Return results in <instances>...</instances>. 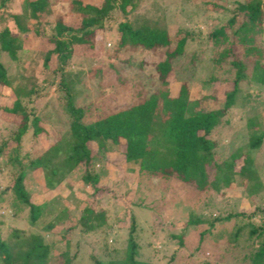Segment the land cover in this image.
<instances>
[{
    "label": "trees",
    "instance_id": "1",
    "mask_svg": "<svg viewBox=\"0 0 264 264\" xmlns=\"http://www.w3.org/2000/svg\"><path fill=\"white\" fill-rule=\"evenodd\" d=\"M139 1L99 0L97 5L90 2L83 5V0H68V13L72 11L81 18L79 26L73 28L63 22L65 14L57 10L50 0H17L21 14L11 8L15 0H0V55L5 53L11 61L23 64L25 57H21L19 52L25 50L24 43L29 42L30 32L51 47L42 59L39 85L37 77L31 73L22 74L21 82L13 84V79L0 63V87H10L14 96L11 105L1 110L4 118L16 125L11 137L0 138V184L2 178L6 182V186L0 189V211L4 212L7 206L13 209L10 208L12 215L7 219L26 212L23 227L14 228L5 238L1 233L4 220L0 217V264H72L76 254L65 248L63 241H71V234L77 228L84 237L92 235L97 248L111 257L99 260L91 255L93 261L90 264H150V260L137 257L141 247L137 241L139 228H136L134 214L130 210L136 202L131 200L128 208L130 215L124 232V248L108 249L105 232L110 227L101 222L105 210L86 207L83 215L76 219L66 203L58 202V196L51 199L54 201L52 204L27 185V179L36 170L48 176V184L53 186L54 181L58 184L67 181L69 173L83 166L82 182L91 188V196L96 201L102 192L97 186L99 174L93 171L94 160L99 152L118 156L120 140L125 149L121 154L122 162L129 172H137L147 179L169 180L174 177L191 185L197 192H204L206 188L215 192L221 187L226 189L230 184L247 187L246 195L241 196L264 215V204L252 202L253 193L260 185L257 171L252 168L250 158H242L248 150L261 144L264 128L250 129L244 151L236 148L220 161H216L215 151L221 140L214 136L215 128L231 123L223 117L234 107L242 108L249 104L252 111H263L264 100L258 103L257 99L260 98V90L264 89V0H234L230 1L232 7L202 3L205 7L209 4L211 8L221 10L219 20H213L218 23L208 28L203 39L194 26L198 21H193L189 27L175 29L170 37L168 28L162 24L150 25L144 15L131 16ZM156 1L149 0L151 8H156ZM163 6V11L168 8L167 4ZM117 16L122 20L116 22L114 47L109 49L102 33L108 20H116ZM29 23L33 29L28 28ZM96 32L100 34L98 39ZM95 42L100 44L97 45L100 52L94 60L108 50L114 54L121 50L127 54L136 49L148 51L155 58L149 64L159 84L158 89L149 94L140 87L132 93L129 104L113 108L118 99H102L106 90L114 96L115 89L101 84V99L79 105L77 100L86 92L82 87L83 78L67 77L64 69L78 56L75 53L78 47L94 51L97 48ZM202 45L205 48L200 47ZM207 49H210V68L202 86L221 83L227 92L221 101L201 106L197 97L191 98L193 86L188 82L193 74L191 66ZM55 55L56 66L50 69L48 61ZM182 56H187L188 60L185 61L187 66L180 69L189 72V76L185 74L178 79L175 66ZM85 59L81 60L82 63L90 66L92 59ZM121 62L137 68L145 64L143 60L133 63L130 57ZM107 67L112 69L110 63ZM91 70L90 75L99 77V67ZM116 72L113 71L114 74ZM117 77L115 83L119 88L123 81ZM171 78L173 83H178L177 87L170 84ZM252 85L258 87L256 94L250 90ZM52 87L54 91L51 93ZM195 94H202V90H195ZM43 133H54V140L34 154L23 150L26 142H32ZM160 135L163 136L161 149L157 140ZM90 143L96 151L92 155ZM238 160H244L246 165L237 170ZM221 214L209 218L200 214L189 218L177 234H164L163 237L183 246L187 242L184 237L187 228L196 230L197 242L191 254L199 253L204 245L212 242L220 255L211 262L198 259L196 264H219L220 261L225 264L223 257L245 249L253 251L244 254L242 260L248 264H264V221L252 227L248 222L249 216L243 212ZM216 223L227 227L226 232L215 231ZM172 224L173 221L167 222L165 226L168 229ZM42 226L47 233L40 230ZM57 226L60 229L53 233ZM47 234L58 237L47 241ZM173 261L171 254L164 264H175Z\"/></svg>",
    "mask_w": 264,
    "mask_h": 264
},
{
    "label": "rangeland",
    "instance_id": "2",
    "mask_svg": "<svg viewBox=\"0 0 264 264\" xmlns=\"http://www.w3.org/2000/svg\"><path fill=\"white\" fill-rule=\"evenodd\" d=\"M50 1L55 3L57 10L65 14V17L62 19L65 24L73 28L79 26V21L81 20L80 16L74 15L72 11V14L68 13V0ZM230 1L234 0H157L156 8H151L149 0H140L137 5L138 7H136L131 16L143 17L144 15L147 18L148 24H162L164 27L168 28L170 37H172V32L175 29L189 27L193 25V21H198L199 23H194V26L196 27V32L200 36V39H203L207 34L208 28L218 23L217 21L219 20L221 10L213 9L209 4L205 7L202 3L213 2L218 5L226 4L232 7ZM243 1L245 2L246 0ZM83 2V5L89 4V2L97 5L99 0H83ZM165 4L168 5V8H165L166 10L163 11V5ZM11 8L17 13H22L17 0H15ZM215 18H217V21H213ZM120 20H122L121 16H117L116 20L113 21L108 20V25H106L102 33L105 46L109 49L114 47L115 40L113 36L115 25L116 22ZM28 28L33 29L32 23L28 24ZM48 31L47 29L46 32L50 35V31ZM99 35V32H96V39H98L97 37ZM28 36L30 37L28 38L29 42L24 43L25 50L19 52L21 57H25L23 64L20 63L18 65L15 61H11L5 53H1L0 55V63L6 69L8 76L13 79V84L21 82L20 77L22 74L27 75L30 73L33 77H37V83L38 85L40 84L38 78L40 68H42L41 66L43 64L42 59L46 57L45 54L51 47H49V43L42 40L41 37L37 38L32 32H30ZM28 39L26 40L28 41ZM95 43L97 50L95 49L94 51H88L83 47H78L75 52L78 56L72 60V65L64 69V74L67 77L80 76V78H83L82 87H84V91L86 92L77 100L79 105L86 104L89 100L91 102V100L95 101L96 99H101V97L104 96L102 99L104 101H107L108 97L118 99V103L112 105L113 108H117L129 104L130 102H127L132 98V93L137 91L140 87L149 94L158 89L159 84L155 81L151 70V64H149L152 61L151 59L155 60V58L151 56L148 51L141 52L136 49L127 54L125 51L121 50L119 53L114 54L108 50L94 60L95 56L100 52L98 50L100 46H97L100 44L98 42ZM200 47L205 48V45ZM209 50L210 49L205 50L200 59L191 66L193 74L191 75V79H189L190 82H188L191 84V87L193 86L191 92L194 94L191 95V98L196 99L195 97H197L199 105L201 106H208L211 103L221 101L224 94L227 92L221 83L204 85L205 87L202 86V82L206 81L208 77L210 68ZM29 55L31 56L29 57ZM85 57L87 58L85 59ZM129 57L130 61L133 63L143 60L145 64L137 68L132 64L128 66L124 62H121ZM84 59H92L91 65L87 66L82 63L81 60ZM31 60L34 61L35 64L32 63ZM186 60H188L187 56H182L181 59L177 60L175 70L178 72V79L183 78L182 76L185 74L189 76V72L186 73L182 71L183 69H180L187 66ZM56 63L57 56L55 55L49 59L48 66L50 69H54ZM108 63L112 65V69L107 67ZM29 66H31L30 69ZM96 67H99L101 70L99 77L90 75L92 71L91 68ZM114 70L117 71L115 74L113 73ZM116 77L123 81L121 83L123 85H121V87L119 86V88L115 83ZM169 82L170 84H174V87L178 86L177 82L173 83L172 78L169 79ZM101 84H108L109 87L112 86L115 89V95L113 96L110 91L106 90L104 92L105 94L100 96L99 92L102 89ZM130 85L132 86L130 87ZM198 89L202 90V94H195V90ZM250 90L253 91V94L259 91L256 85H252ZM53 91L54 87H52L51 93ZM87 95H89L88 98L86 97ZM123 96L125 98H122ZM13 97V92L10 87H0V138H3V140L11 137L16 127L15 124H10L9 119L6 120V118H4L5 115L3 116V111L1 110L2 107H9L11 105ZM259 97L257 102L261 103L264 100V89L260 90ZM249 106L250 105L247 104V106H243L242 108H236L237 106L234 107L223 117V119H228V122L231 123L227 126L223 123V125L215 128L214 136L221 140V144L218 145L215 151L216 161H220L223 158L225 159L236 148L244 151V144L246 139H248V131H250V129L260 130L264 128V102L262 105V112L252 111ZM41 124L43 125V123ZM41 124H39V126L43 129ZM58 125L62 126L63 124L58 123ZM64 130L63 128L62 131ZM30 134L32 135V132ZM54 136V133L51 135L43 133L35 137L32 142L31 140L26 142L23 150H29L32 154L39 152L44 144L51 143L54 140ZM159 138L160 139L157 140L160 142L159 148L161 149L163 136L160 135ZM63 139H65V137ZM89 149L91 155L96 152L93 143H90ZM124 151L123 141L120 140L118 156L109 155L107 152H99L98 156H96L97 158L94 160L93 171L99 174L97 186L100 192H102L101 198L96 201L91 196V188L85 186L82 182L81 176L84 175L83 166L78 167L71 174L69 173L67 181L65 180L59 184L57 181H54L53 186H49L48 176H45L40 170H36L32 172L31 177L27 179V185L30 190L40 192L44 200L46 199L52 204H54V201H51V199L58 196V202L62 201L66 203L76 219L83 215V210L86 207H98L99 209L105 210L106 214L104 218L101 219V222L107 223L110 227V229L105 232V241H107L108 249L114 248L116 250H121L124 248V232L127 218L130 215L128 208L131 200L132 202H136L137 204L134 203L131 205L132 207H130V210L131 214H134L136 228H139L137 241L141 243V247L138 250L139 254H137V257L138 259H146V261L150 260V264H164L171 254L173 255V262L175 264H196L198 259L211 262L220 255L212 242L204 245L199 253L191 254L190 252L194 250L197 239L195 234L196 230L194 231L190 228H187V231L184 233L187 242L183 246L178 245L173 239H166L163 237L164 234H177L181 226L184 222L189 220V218L197 217L200 214H204L205 217L209 218V216L211 217L221 213L226 215L228 213L243 212L249 216L248 222L252 227L264 221V215L242 197L244 194L246 195L247 187H234V185L230 184L226 189L221 187L219 191L215 192L210 188H206L204 192H197L191 185L185 184V182L175 179L174 177L169 180L147 179L146 176H140L134 171L129 172V169L127 170L124 167L121 156ZM242 158H250L252 161V168L257 171L256 177L260 183L256 192L253 193L252 202L264 204V138H262V142L258 147L248 150V153L246 152ZM243 165H246L245 161L238 160L235 168L238 170L242 168ZM2 179L0 189L6 186L5 178ZM51 179L54 180V178ZM10 208V206H7L4 212L0 211V217L4 220L1 228V233L4 238L14 228L23 227L25 224L23 218L26 212L18 215L16 218L7 219V217L12 215L13 209L11 208V210ZM171 221H173V224L167 229L165 224ZM243 221L242 219V223ZM65 225H67V223H65ZM215 228V231H222L223 233H225L227 229V227L220 226L217 223L215 224ZM59 229L60 226H57L52 232H58ZM40 230L45 233L48 232L45 226L40 227ZM51 235L47 234V241L57 239L58 237L56 234L54 237H51ZM71 235L72 240H64L63 246L71 249L72 254H76V259L72 264H90L93 258L99 260L111 259L110 255L107 256L104 251L97 248L96 241L92 235L88 237L82 236L79 228L72 232ZM255 246L256 244L254 247ZM252 251L253 249L236 251L233 255L225 256L222 259L225 264H248L247 261H244V259L242 260V256L244 254H250ZM91 255H93L92 259L90 257ZM221 262L222 261H220L219 264H221Z\"/></svg>",
    "mask_w": 264,
    "mask_h": 264
}]
</instances>
